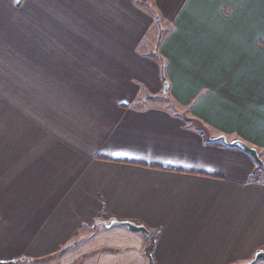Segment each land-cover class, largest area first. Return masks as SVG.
Segmentation results:
<instances>
[{
  "label": "crops",
  "instance_id": "0c3cea01",
  "mask_svg": "<svg viewBox=\"0 0 264 264\" xmlns=\"http://www.w3.org/2000/svg\"><path fill=\"white\" fill-rule=\"evenodd\" d=\"M221 135L264 161V0H0V261L145 264L112 219L155 264L248 261L264 170Z\"/></svg>",
  "mask_w": 264,
  "mask_h": 264
},
{
  "label": "trees",
  "instance_id": "16d2710c",
  "mask_svg": "<svg viewBox=\"0 0 264 264\" xmlns=\"http://www.w3.org/2000/svg\"><path fill=\"white\" fill-rule=\"evenodd\" d=\"M139 2H142V0H139ZM161 76L162 79L165 81V76H164V66L162 65L161 67ZM166 82V81H165ZM110 222V221H109ZM109 222L105 225L106 227H110L109 226ZM144 245H143V255L145 257V264H155L154 258H153V249H154V238L152 235L150 236H144ZM80 243V240H74L71 243H68L67 245L61 247L56 253H53L51 255H48L46 257H42V258H26V257H20V258H16V259H11L8 261H0V264H20V263H30V262H37V261H41V260H46V259H50L51 257H55V258H59L64 252H66L69 249H72L74 247H76L78 244ZM103 250H110L107 248H97L94 249L84 255H82L79 259L80 261L77 259L75 261H73L70 264H95V260H96V256L100 251ZM112 251H117V250H113Z\"/></svg>",
  "mask_w": 264,
  "mask_h": 264
},
{
  "label": "water",
  "instance_id": "95a60500",
  "mask_svg": "<svg viewBox=\"0 0 264 264\" xmlns=\"http://www.w3.org/2000/svg\"><path fill=\"white\" fill-rule=\"evenodd\" d=\"M219 138H221L226 144H228L230 146H236V147L242 149L243 151H245L246 153H248L251 156V158L253 159V161L255 162V164L259 168L264 170V161L261 159L257 150L254 147L249 146L248 144H246L245 142H243L242 140H239V139L228 140L223 135L219 136ZM109 226H125L130 231L140 232V233L145 234L146 236L150 235V231L144 225H139V224L133 223L131 221H127V220H122V221L111 220L109 222ZM259 260H264V250L256 251L254 253L253 257L244 264H255Z\"/></svg>",
  "mask_w": 264,
  "mask_h": 264
},
{
  "label": "rangeland",
  "instance_id": "374dc122",
  "mask_svg": "<svg viewBox=\"0 0 264 264\" xmlns=\"http://www.w3.org/2000/svg\"><path fill=\"white\" fill-rule=\"evenodd\" d=\"M163 24V26L164 25H167V23H162ZM151 29L149 30V32H148V36H149V38H147V41H149V40H153V37H151ZM147 36V37H148ZM151 98V103L150 104H152V105H154V106H165V107H168L169 109H171V110H174V109H178V106H176V104L171 100V99H169V98H167V97H164V96H155V97H150ZM257 171H263L261 168H259L258 166H257ZM96 210V209H95ZM98 213V212H97ZM99 216H101L100 217V219H102V221H104L105 219L107 220L109 217H108V215L106 214V218L104 217V213L102 214V213H100V215ZM92 217H94V214L93 213H91L90 215H89V217L88 218H90L89 220H91L92 219ZM103 218H105V219H103ZM112 220H115V219H112ZM106 223H105V225L109 222V221H105ZM90 225V224H89ZM95 225L97 226V227H102L103 226V222H98V221H96V223H95ZM85 233H79V236H77V237H75V240H84L86 237L85 236H83ZM260 250H264V249H260ZM258 251V250H257ZM253 257V256H252ZM251 257V258H252ZM250 258V259H251ZM249 259V260H250ZM79 261H80V259H78ZM248 260V261H249ZM261 261H264V260H259V261H257L255 264H259V263H261ZM122 262V261H121ZM247 261H245V262H231V263H228V264H244V263H246ZM108 263V262H107ZM107 263H104V264H107ZM114 263H116V264H118V262H114ZM20 264H63L62 262H61V259H60V257L59 258H55V257H51L50 259H46V260H41V261H37V262H30V263H20ZM68 264V263H67ZM101 264H103V263H101ZM219 264H221V263H219Z\"/></svg>",
  "mask_w": 264,
  "mask_h": 264
}]
</instances>
